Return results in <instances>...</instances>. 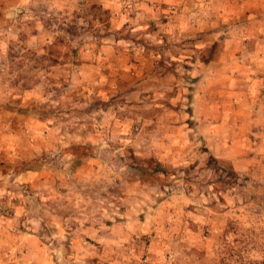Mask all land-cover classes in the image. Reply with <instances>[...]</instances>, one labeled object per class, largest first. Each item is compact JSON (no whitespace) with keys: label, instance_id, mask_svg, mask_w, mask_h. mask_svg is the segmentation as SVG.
<instances>
[{"label":"rangeland","instance_id":"rangeland-1","mask_svg":"<svg viewBox=\"0 0 264 264\" xmlns=\"http://www.w3.org/2000/svg\"><path fill=\"white\" fill-rule=\"evenodd\" d=\"M103 2L0 0V264H263L264 152L207 153L191 83L224 47L257 63L224 39L264 0H115L131 24Z\"/></svg>","mask_w":264,"mask_h":264},{"label":"crops","instance_id":"crops-1","mask_svg":"<svg viewBox=\"0 0 264 264\" xmlns=\"http://www.w3.org/2000/svg\"><path fill=\"white\" fill-rule=\"evenodd\" d=\"M151 1L153 2V0H135L132 3L140 20H142V16L147 17L152 13L153 9L149 6ZM154 3L160 7L159 0H154ZM102 6L110 9V20L113 24H122L127 21L131 24V16L126 17V14L116 10L115 0H104ZM214 8L208 9L207 17L214 14ZM221 11L224 13L231 10L225 11L222 8ZM207 17L201 22L208 32L210 26L214 24V20L207 19ZM258 22L263 24V28L259 29L261 31L259 35L237 34V32L234 36L230 35L224 39L229 44L237 42L238 38L247 40L248 48H244L243 51L258 59L252 68L249 66L241 68L234 65L226 66L225 59L239 58L241 55H239V51L230 52V49L224 47L217 61L207 60L206 63L198 65L196 68L198 71L191 83V100L198 115L195 116V120L201 123L203 137L208 139L207 153L229 158L233 169L239 173H243L252 164V161L256 160V157L261 158L257 154L260 152L257 149H262L261 152H264V96L262 94L264 88V76L262 75L264 74V21ZM206 35L209 38L213 32ZM252 42L257 45L253 47ZM220 61H223V64L220 65L218 69L220 72L217 75L215 64ZM137 67L139 69L144 67L146 71L144 75L150 74V58H144L139 53ZM134 89L136 88L134 87ZM229 104L232 105L231 109L225 107ZM240 107L244 110H240ZM224 108L229 110L228 113ZM218 112L220 114L222 112V115L217 117Z\"/></svg>","mask_w":264,"mask_h":264},{"label":"trees","instance_id":"trees-1","mask_svg":"<svg viewBox=\"0 0 264 264\" xmlns=\"http://www.w3.org/2000/svg\"><path fill=\"white\" fill-rule=\"evenodd\" d=\"M98 8H100V10H101L102 13L106 12L105 9H101L100 6H98ZM262 261H263V264H264V259Z\"/></svg>","mask_w":264,"mask_h":264}]
</instances>
